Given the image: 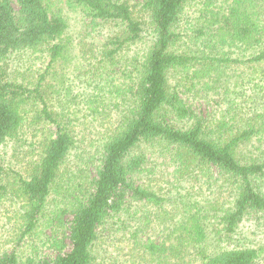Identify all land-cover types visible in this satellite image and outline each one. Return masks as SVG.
<instances>
[{
  "label": "trees",
  "instance_id": "1",
  "mask_svg": "<svg viewBox=\"0 0 264 264\" xmlns=\"http://www.w3.org/2000/svg\"><path fill=\"white\" fill-rule=\"evenodd\" d=\"M65 8L92 30L113 21L121 32L99 56L74 55ZM36 50L46 68L33 82L10 78L6 61ZM262 62L264 0H0V146L29 130L36 150L12 181L0 161V201L17 203L18 224L0 264H96L105 230L131 243L133 264H262L264 246L242 239L248 222L264 228ZM247 63L255 93L239 100L230 80ZM201 91L225 108L197 113L189 97ZM73 115L88 125L78 129ZM89 125L100 137L84 167L82 153L72 156ZM148 153L161 170L145 168ZM154 174L171 187H155ZM152 221L161 241L140 236ZM22 241L32 250L17 249Z\"/></svg>",
  "mask_w": 264,
  "mask_h": 264
},
{
  "label": "rangeland",
  "instance_id": "2",
  "mask_svg": "<svg viewBox=\"0 0 264 264\" xmlns=\"http://www.w3.org/2000/svg\"><path fill=\"white\" fill-rule=\"evenodd\" d=\"M136 1V0H131ZM220 1V2H219ZM231 0H218L219 4H224L226 6L229 4ZM65 16L69 19L70 28L67 32L68 36H72L73 40L72 43L75 44V50L73 52L74 55L76 53H79V57H82L83 55L89 56L90 53L95 56H99V51L102 48V44L106 41H108L109 37L113 34H118L121 32V29L116 22L108 21L107 23H104L102 26H99L97 29H90L87 27L89 19L83 17V14L76 9H70L65 8L64 10ZM141 13V12H139ZM194 14V13H193ZM192 15V14H191ZM189 19H191L189 17ZM90 34L87 36V33ZM191 44L190 40L186 38V44ZM81 43V44H80ZM80 44V45H79ZM85 44V46H84ZM140 45V44H139ZM138 45V46H139ZM137 45H135L133 48H136ZM140 47V46H139ZM83 48L84 50H88L84 53H80V49ZM91 49V52H90ZM227 49V48H226ZM48 54L45 51L36 50V51H30V52H24L19 53L13 57H11L8 61H6V68L7 72L10 78L17 80V81H24V82H33L34 75H38L41 73L48 63ZM76 59L73 57L71 63H76ZM58 71L62 72L63 74L70 73L72 69H75V67H71V71L68 69L69 65H64L62 61H60ZM64 66V69H61ZM78 66V65H77ZM259 67H264V62L258 64ZM236 73H233V76L230 81H233L231 83V90L236 89L238 91V99H246L248 95H252L255 93L252 85L250 83H247V80L251 75L256 74V69L254 67V64L247 63L245 65H239L237 66ZM69 70V71H68ZM76 72H71V77L73 78ZM68 76V74H67ZM69 77V76H68ZM176 77V76H175ZM179 78V76H177ZM47 83H54V80L51 78V75L48 77ZM74 79V78H73ZM76 80V79H75ZM239 83H234L235 81H238ZM242 81H245V85L241 86L240 83ZM55 84V83H54ZM50 84H47L48 86ZM48 91L50 92L51 89L49 88ZM184 91V89H182ZM235 92V96L237 95ZM234 94H232L234 96ZM230 95L232 98L233 96ZM184 97H187L186 95H183ZM194 95L191 94L189 97V102L193 104V107L196 109L197 113H207V112H213L216 109V113L219 114L221 109L225 108V103L223 102L221 106L219 107L216 105L217 96H215L211 91H208V94L204 91H201V93L198 96L193 97ZM58 108V107H57ZM55 108V110H57ZM76 117V120L74 124L77 123L78 129L82 128L84 129L88 124L85 123L82 125L83 122H80L78 115H73ZM81 119V118H80ZM87 121V120H85ZM51 129H54L53 126H51V122H48ZM103 130V128H100ZM84 133V132H83ZM81 133V135L83 134ZM32 134L28 130L27 133H25L19 140L15 141H8L7 143L0 146V161H2L5 166L7 167L8 173H7V179L8 181H12L15 179V172H20L22 174H25L26 172V166L29 162V159L34 156L33 154L36 152V150H32L29 145L27 144L30 140H32ZM100 135L97 133L96 130H94V127L89 125L88 129H85V133L83 136V142L81 144V148L79 151L75 150L72 152L74 155L73 158V164L76 163L77 158L75 157L79 153H82L84 155L82 158L83 161L78 160L79 162H84V167L88 163L91 158H93V155L96 153V139L99 138ZM36 139V138H35ZM38 139V138H37ZM85 149V151H83ZM98 156V155H97ZM157 154L148 153V162L145 165V168L153 166V164H156V169L161 170L160 166L158 164V160L156 158ZM36 155L34 156V158ZM100 164L99 161H94L91 163L87 170L84 171V175H88V178H92L97 173V165ZM76 166V165H75ZM78 167V165H77ZM74 168V166H73ZM146 176V172H143V179L139 180V183H144L148 180ZM150 177H154L156 180H158V183L155 184V187L157 185L162 186L163 188H167V186L171 187L170 184L165 183L161 179L157 177V175H150ZM182 187H190L192 185V182L189 181L187 178H183ZM153 181V180H152ZM88 183H86L87 185ZM158 188V187H157ZM197 189H193V193ZM17 203H12L9 200H2L0 201V251H6L12 250L15 248L16 241H15V229L17 228V220L14 215V211L16 210ZM70 216H67V218H70ZM180 217V216H179ZM178 217V218H179ZM139 224H142L140 222ZM157 221H152L149 225L145 226L147 227L146 233H141L140 236L142 238L146 239L147 233L152 234L151 238H155V240L161 241L162 237L159 236V234L155 231L157 226ZM255 226L253 224H250L248 222V226L244 229L242 239L246 240L245 243H250L251 245H263L264 246V228L259 229V227ZM241 232V233H242ZM104 235L100 239L99 244L96 246V253H97V260L96 264H133L132 260L130 259L129 255H131L130 247L131 243L127 241L126 239L115 240L112 237L106 238V230L103 232ZM13 239V240H12ZM17 249H24L25 252H28L29 250H32L30 245L28 243L24 244V241L21 242V244L17 245ZM22 246V248H20ZM42 252L45 254H52L53 251H50L47 248H43ZM39 249L38 253H42ZM197 261V260H196ZM192 262L190 264H199V262ZM262 264H264V259Z\"/></svg>",
  "mask_w": 264,
  "mask_h": 264
}]
</instances>
